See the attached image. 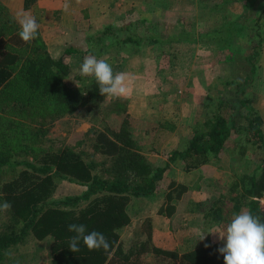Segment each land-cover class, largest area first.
<instances>
[{"label": "trees", "instance_id": "16d2710c", "mask_svg": "<svg viewBox=\"0 0 264 264\" xmlns=\"http://www.w3.org/2000/svg\"><path fill=\"white\" fill-rule=\"evenodd\" d=\"M224 1H241L244 11L220 28L199 32L183 29L178 35H163L156 33L155 22L137 19L132 25H107L87 38V49L69 46L59 57L49 52L39 32L37 38L25 43L18 35L20 26L15 19L8 14L1 17L0 108L14 116L0 121V139L4 140L0 144V167L13 169H9L12 175L0 178V203L6 200L12 205L11 210L0 211V219L6 220L0 222V264H14L7 262L11 251L30 235L37 240L50 239V264H224L218 251L223 246L209 234L203 240L202 235H196L188 249L180 252L154 243L150 217L130 239L128 249L123 247L121 230L132 221V208L136 209L133 201L158 198L159 183L173 162L192 171L208 163L220 164L228 150L238 154L242 161L239 167L245 169L240 172L235 168L226 190L196 202L195 211L203 214L206 226L212 227L227 226L234 214L242 210L264 222V212L255 199L264 191V157L253 168L245 159L251 148L264 152V117L255 106L258 94L252 89L264 47V0ZM142 27L155 32L147 38L155 44L184 40L222 45L220 48L228 50L232 59L237 40H244L251 48L244 60L251 67L243 79L220 81L224 92L216 101L214 96L207 97L206 118L195 122L187 147L170 151L164 166L148 160L135 135L133 116L125 117L114 129H94V149L106 159L102 168L95 159L86 160L69 146L54 150L36 146L46 133L47 119L54 121L80 108L96 110L107 98L100 95L94 77L80 73L71 77V56L88 52L101 57L117 45L138 47L144 37L140 33ZM120 32L125 33L122 38ZM107 38L112 39L105 41ZM232 136L237 138L228 145ZM17 155L23 158L15 159ZM20 165L24 168L15 172ZM60 179L79 182L87 189L79 195L54 198ZM187 190L188 185L171 181L167 201L159 212L171 216L176 210L171 201L181 198ZM70 224H84L88 232L103 233L109 250L89 251L81 240L80 251L72 252L69 242L75 233L68 231Z\"/></svg>", "mask_w": 264, "mask_h": 264}, {"label": "rangeland", "instance_id": "374dc122", "mask_svg": "<svg viewBox=\"0 0 264 264\" xmlns=\"http://www.w3.org/2000/svg\"><path fill=\"white\" fill-rule=\"evenodd\" d=\"M84 1L71 0L70 10L65 13L64 19L61 15L57 17L52 16L51 13L40 19L41 27L44 28L46 25L47 32L51 29L49 27L62 24L58 28L62 31L64 45L50 41L48 45L46 44L49 52L55 57L61 54L62 48L69 46L87 49L89 47L87 38L103 30L107 25L121 23L132 25L133 20L147 19L156 23L154 27L156 33L178 35L183 29L199 32L220 28L244 11L241 1L225 2L224 0H86L90 2L87 4V10H84L85 8H81L80 11L74 10L76 5L85 4ZM1 17L0 11V22ZM72 19L81 21L75 22V27H72ZM140 33L144 36L142 45L137 47L123 44L122 48L117 45L116 48H108L107 54L97 57L105 59L113 67L114 72L127 74L131 87L129 95L121 98H106L96 110L80 108L75 113L54 121L47 119L46 133L36 142V146L47 149L52 147L53 150L69 146L82 153L86 160L95 159L102 168L106 165V159L94 149V129L108 127L114 129L125 117L133 116L138 120V122L133 121L137 128L135 135L148 160L154 165L164 166L170 151L182 150L188 145L195 122L206 118L208 112L206 104L209 102L207 97L214 96L216 101V98L224 92L220 81L233 77L243 79L251 67L249 62L244 60L245 55L251 50L244 40H237L232 59L228 50L220 48L222 45L184 40L155 44L147 39L155 32L147 31L142 27ZM124 34L120 32L119 36L122 38ZM111 39L107 38L105 41ZM88 55L91 54L76 53L71 56L69 59L71 77L80 73L83 60ZM259 56L257 77L252 89L258 94L255 106L264 117V47ZM71 77L70 81L75 82ZM138 97L142 101V107L136 108L135 112L145 114L144 117L134 116L136 114L130 110L131 103H135ZM8 112H3L0 108L1 122L14 116L11 111L10 114ZM236 138L237 136H232L228 145ZM2 142L4 140L0 139V144ZM237 156V153L228 150L220 164L208 163L202 170H192V172L185 171L180 163L173 162L164 179L159 183L160 194L157 199L142 198L133 201L136 209L132 208V213L134 212L132 221L121 230L123 247L129 248L130 239L134 237L147 217L152 219L153 226L155 219L159 218L161 230L153 238L154 243L178 251L180 247V252L188 249L190 241L192 242L196 235L204 237L211 230L225 229L226 226L220 225L206 226L203 214L195 211L194 199L216 197L215 195L225 191L228 183H231L234 169L240 172L245 169V166L239 167L242 161ZM263 157L262 150L251 148L245 159L253 168L263 160ZM21 158H23L21 155L15 157V159ZM29 159L32 157L29 156ZM22 168L24 167L21 165L17 166L15 172ZM9 169L11 168L8 166L0 167V178L12 175L13 169L12 171ZM171 181L186 184L189 190L184 192L181 198H174L171 201L176 204V210L169 216L159 212V208L167 201L166 194ZM56 186L54 198L79 195L87 189L86 185L67 179L57 180ZM2 219L5 220L2 217L0 222ZM209 235L213 241L222 246L226 244V239L221 241L218 233ZM50 247V239L37 240L30 235L26 242L11 251L7 262L50 264Z\"/></svg>", "mask_w": 264, "mask_h": 264}, {"label": "clouds", "instance_id": "9594fccd", "mask_svg": "<svg viewBox=\"0 0 264 264\" xmlns=\"http://www.w3.org/2000/svg\"><path fill=\"white\" fill-rule=\"evenodd\" d=\"M68 9L69 5L65 3L64 11L67 12ZM15 19L20 26L18 35L25 43L37 38L40 25L34 16L28 12H18ZM80 74L84 77H94L99 86V93L104 97H126L131 91L127 74L114 72L113 67L103 58L86 56ZM11 208V203L6 200L0 203V211L6 212ZM68 231L75 233L69 242V249L74 253L80 251L81 240L89 251L100 249L108 251L110 248L103 233L96 230L88 232L84 224H70ZM216 233L219 234L221 241L226 239V244L218 249L224 257V264H264V222H261L259 217L242 210L239 214H234L225 229L211 230L208 234ZM204 238L205 236L202 240Z\"/></svg>", "mask_w": 264, "mask_h": 264}, {"label": "crops", "instance_id": "0c3cea01", "mask_svg": "<svg viewBox=\"0 0 264 264\" xmlns=\"http://www.w3.org/2000/svg\"><path fill=\"white\" fill-rule=\"evenodd\" d=\"M27 2H28V0H0V11L2 12V16L4 17L5 15L8 14L9 16H11V17H13L15 19L16 14L18 12H28L32 16H34L36 18L37 22L39 23L40 28H39L38 32L40 33L41 37L45 40V43L47 45L49 44V41L51 43H56V44L62 43L64 45V39H63V36H62L63 35L62 34V31H60V28H58V27H61L62 24L60 23L59 25L57 24V26H53V27L48 24V26H51V27H49L51 29L49 30V32H47L45 30L46 25H45L44 28L41 27V24H40L41 20L40 19H42L44 15H49L50 13L52 14V16H55L56 15L58 17L59 15H61L62 19L66 18L65 13H67L70 10V8L68 9L67 12L64 11V4L65 3H67L68 5L69 4H72L71 0H30L29 1L30 4H28V6H26ZM83 3H85V4H83V5H76L74 10L80 11L81 8H85L84 10H87V8H86L87 7V4H90V2H87L85 0ZM110 4H112V3H110ZM15 21H16V19H15ZM79 21H81V20H79V19H75V20L72 19L71 26L72 27H75V25H74L75 22H79ZM19 30H20V27H19ZM63 49L64 48H62L61 54L65 50V49L64 50ZM59 56H57V57H59ZM139 99L140 98L138 97V99H135L136 100L135 103H131V105H130V110L134 114H136L135 109L136 108H139L142 105V101H140ZM144 115L145 114L138 113V114H136L134 116H138V117L143 116L144 117ZM136 122H138V120H136ZM159 125H162V124H159ZM186 147H184V148H186ZM205 166L206 165H204L200 169H196V170H202L203 168H205ZM193 171H195V170H193ZM190 172H192V171H190ZM204 200H206V199H204V198L194 199V201H196V202H198V201H204ZM153 227H154L153 228V238H154L157 235V233L161 230L160 229V226H159V218H156L155 219V223H154V226ZM182 227H180V228H182ZM188 239H186L187 244H188ZM178 249L181 251L180 247Z\"/></svg>", "mask_w": 264, "mask_h": 264}, {"label": "built area", "instance_id": "2783aa9c", "mask_svg": "<svg viewBox=\"0 0 264 264\" xmlns=\"http://www.w3.org/2000/svg\"><path fill=\"white\" fill-rule=\"evenodd\" d=\"M255 199L259 202L260 208L264 212V191L260 196L256 197Z\"/></svg>", "mask_w": 264, "mask_h": 264}]
</instances>
